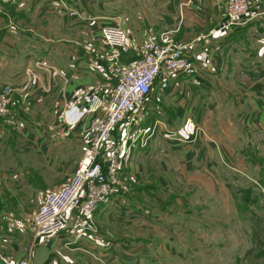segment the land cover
<instances>
[{
    "label": "crops",
    "instance_id": "obj_1",
    "mask_svg": "<svg viewBox=\"0 0 264 264\" xmlns=\"http://www.w3.org/2000/svg\"><path fill=\"white\" fill-rule=\"evenodd\" d=\"M207 1L208 11L206 14L201 11L204 15L195 12L196 8L190 9V3L198 0H153L150 3L148 0H68V7L58 0L17 2L0 0V57L10 52L12 61L10 70L0 62V80L4 75L9 74L12 82L9 81L11 83L6 85L21 84L22 86L16 87L19 90L18 95L21 94L22 97L14 96L12 116L0 120V139L16 133L20 136L19 141L27 147L33 148L37 142L38 148L45 144L43 147L45 149L46 146L49 152L51 150L55 152L60 148L59 144L62 141L55 137L56 133L37 136L38 140H36L34 127L28 122L27 124L22 122L23 119L20 118L22 113L29 112V109L25 108V102L31 103L33 110L42 104L44 106L45 102L52 103L55 108L58 104L62 107L69 101L86 103L92 93L91 83L93 81L94 84L98 83L102 75L99 74L102 64L98 57L101 48L96 49L91 44L93 40H102L101 29L107 25L121 26L127 33V43L121 54L123 60L129 61L144 56L153 42L171 40L182 46V52L191 61L187 71L177 73L170 79V88L164 91L163 96L154 98V109L161 111L156 125H152L153 122H149L150 120L143 123L146 130H148L146 126L152 125V129L156 128L155 132L162 134L164 121L169 126H174V130L180 133V136L166 139L160 135L159 140L155 136L157 142L138 148L139 159L137 160L132 154L134 155L132 160L136 159V161L125 165L127 173L125 187L111 194L107 202L96 211L91 221L88 220L85 224L69 222V227L64 233L55 238L53 236L40 240H35L30 227H24L23 223H19V227L28 230L22 235L28 236L29 239L26 241L19 238L16 240L19 242L6 244L4 249L13 258L23 257L29 249L30 251L35 249L34 264H131V259L138 262L146 256V253L135 252L137 255L133 258L125 256L128 244L126 241H137L136 247L139 248L136 250H148L151 244L154 248V244L151 241L147 244V241L157 240L158 243L161 237L166 239L170 236L167 232L164 234V229L161 230L156 225L162 224L163 214H166L163 207L159 208L152 202L160 199L161 194L137 188L143 184V180L144 183L146 182V175L143 173L146 169L145 159L159 158L162 170L157 175V180L163 191L169 186L170 181L180 180L174 171L176 173L180 171L184 178L191 180L195 185V175L198 174L195 173L199 171L206 175V162L215 163L212 161L213 158H210V148L206 140L202 136L195 141H191V138L195 130L201 127V123L206 130V122L210 115L201 104L205 100L207 81L213 78L219 79L223 69L227 71L225 77L229 76L233 59L232 51L238 35L237 32L217 30L224 18V1L212 0L213 6L210 4L211 0L208 3ZM258 21L264 24V10L261 11L260 7L254 9L252 17L246 24L251 25ZM52 22L55 24V30ZM70 22L77 23L75 26L79 27V37L91 40L87 47H81L82 49L79 50L78 47H60L57 43L52 45L53 36L62 35L61 27L65 29ZM238 27L242 28L240 31L244 30L242 25ZM262 48L261 53L257 49L258 56L263 54ZM56 50L61 56L58 59L61 60L56 59L54 54ZM40 63L47 67H41ZM27 68L33 69L34 74L27 75ZM240 71L243 72L241 69ZM262 73L257 74L255 68L248 72H237L238 75L250 78V81L245 80L249 88L246 94L250 95L249 106L254 113L246 114L244 120L248 127H259L260 124L264 129V74ZM165 119H168V122ZM82 127L81 125L70 129L68 137L77 140L83 150L85 139ZM42 131L46 130L41 129ZM54 155L55 164L66 163V160H61L59 153L55 152ZM3 173L0 177L2 208L4 206L1 201L4 196H1L6 193ZM57 187L59 186H55ZM141 188H145V185L143 184ZM193 188L196 189L194 186ZM5 189H9V186ZM40 191L45 197L46 194L51 193L52 188ZM91 226H95L97 230H90ZM134 231L137 232L138 238L133 237ZM3 234L10 235L6 231H3ZM143 243L144 246H141Z\"/></svg>",
    "mask_w": 264,
    "mask_h": 264
},
{
    "label": "rangeland",
    "instance_id": "obj_2",
    "mask_svg": "<svg viewBox=\"0 0 264 264\" xmlns=\"http://www.w3.org/2000/svg\"><path fill=\"white\" fill-rule=\"evenodd\" d=\"M151 1L153 0H148L149 3ZM204 1L198 0V2L190 3V9L196 8L198 11L194 10L195 12L203 11L206 14L208 6H206V0ZM221 1H224V21L226 0ZM60 2L68 7V0ZM261 2L262 11L264 10V0ZM210 4L212 5V0ZM252 12L241 24L227 31L237 32L238 35L232 51L233 59L232 64H230L229 76L225 77L227 71L223 69L219 79L213 78L207 81L205 100L201 104L210 116L206 122V130L201 123L200 126L204 131L199 134L198 138L202 136L206 140L210 148V158H213L212 161L215 163L206 162V175L199 171L195 173H198L197 175L194 174L196 177L195 185L191 180L184 178L180 171L179 173L174 171L180 180L170 181L169 186H166L165 191H163L157 180V175L162 170L160 169L159 158L156 160L153 158L145 159L144 166L146 169L143 173L146 175V182L144 183V180L142 182L145 188H141L143 185L141 184V186H137V189L152 190L161 194L160 199L152 202L159 208L163 207L162 209L166 214H163L162 224L156 225L161 230L164 229V234L169 233L171 237L167 236L166 239L161 237L163 243L161 241L157 243V240L147 241V244L151 242L154 244V248L151 244L148 250H136L139 248L136 247L137 241H126L128 244L125 250L127 253H124L125 256L133 258L140 252L146 253L147 256L141 255L143 258L138 262L131 259V264H264V129L260 124L259 127H248L244 120L246 114L253 112L249 106L250 95L246 94L249 88H247L248 83L245 80L250 81V78L237 74V72H248L252 68L256 69L257 74L264 71V50H262L263 54L257 55V49L261 53V48L264 47V32H262L264 31V24L262 21L254 22L251 25L250 23L246 24L252 17ZM52 25L55 30L53 22ZM75 25L77 23L71 24L70 22L65 29L61 27L60 34L62 35L53 36L52 45L57 43L60 47H78L79 50L82 49L81 47H87L91 40L88 41L86 38L79 37L80 30ZM241 25L244 27L242 31H240L242 28L238 27ZM101 38L103 41L93 40L91 44L96 49L101 48L98 57L102 64L101 70H99V74L102 75L98 83L94 84L93 81L91 86L93 88L92 93L97 92L104 97H109L115 86L109 67L116 62V58L103 37ZM59 40L61 42H58ZM173 42L177 43L176 41ZM54 54L57 60H61L58 59L61 56L57 50ZM95 57L94 55L93 58L95 59ZM129 61L123 60L121 57L118 60L122 63ZM0 62H3V65H6L7 69L10 70L12 65L10 52L3 54L0 57ZM0 81L1 92L6 83L12 82V78L7 74ZM19 86L21 84L13 85L14 95L9 110L0 117V120L12 116L11 109L15 105L14 96L19 93L17 88L22 87ZM169 88L170 86L165 90L154 89L153 95L144 107H141L134 114L137 122H133L131 130H128L127 127L132 115L123 120L114 133L113 139L121 142L124 132L128 130L132 137L131 142L137 143L138 139L146 140L148 138V142L150 141L148 145L150 146L155 141L157 142L155 136L159 140L160 135L164 137L165 130H174V126H169L164 121L162 134L155 132L156 128H151L152 125H156L158 116L161 115V111L154 109L153 100L154 98H161L164 91ZM18 96L22 97L21 94ZM70 102L73 101L68 103ZM20 104L22 105L23 102ZM30 104L25 102V108L29 109V112L22 113L20 117L21 120L23 119L22 122L25 124L28 122L34 127L36 140H38L37 136L56 133L55 137L57 136L62 143L59 144L60 148L55 152L59 153L61 160H66V163L63 165L55 164L53 160L54 150L49 152L46 146L44 149L45 144L38 148L37 142L33 148L27 147L19 141L20 136L16 133H11L10 136L8 134L0 139V177L4 172L3 186L7 193V195L4 193L1 196H4L1 201L4 210L0 206L2 209L0 211V241H2V243L0 242V249L10 257L12 256L4 249L6 244L14 241L19 242L16 241L19 238L26 241L29 239L28 236L22 235L26 234L28 230L22 226L19 227V223H23L24 227L29 228V221L49 195L46 194L44 197L40 190L52 188L51 192H54L69 183L83 155L81 144L68 137L71 132L70 129L74 127H65L63 124L62 113L67 104L62 107L58 104L55 108L52 103L45 102L44 106L42 104L34 110ZM160 118L162 119V117ZM147 120L153 122L151 126H146V128L152 129L151 131L146 130L143 126ZM165 120L168 122V119ZM41 129L46 131L41 132ZM152 131L153 133H151ZM176 134L180 136V133ZM83 137L86 139L84 134ZM134 138L135 141H133ZM185 138L187 139V137ZM123 157L122 159L126 161L127 165L136 161V159L132 160L133 156L124 155ZM139 157L140 155L135 158L138 160ZM123 171V175L127 177L125 166ZM143 173L140 175L143 176ZM7 186L10 190L5 189ZM55 186L59 187L55 188ZM191 190L194 191L190 192ZM24 195L26 196L24 197ZM3 231L10 235L3 234ZM136 231L133 233L134 238L139 237L136 235ZM26 241L25 244H27ZM140 243L142 242L140 241ZM141 246H144V243ZM34 250L30 251L29 249L23 257L12 258L20 260L32 256L33 260Z\"/></svg>",
    "mask_w": 264,
    "mask_h": 264
},
{
    "label": "built area",
    "instance_id": "obj_3",
    "mask_svg": "<svg viewBox=\"0 0 264 264\" xmlns=\"http://www.w3.org/2000/svg\"><path fill=\"white\" fill-rule=\"evenodd\" d=\"M261 1L226 0L225 19L217 30L226 32L241 24L250 16L253 8L260 7ZM101 34L116 58V62L109 67L115 86L109 97L93 92L86 103L73 101L64 108L62 120L65 127L83 126L86 138L83 155L69 183L51 192L29 221L35 240L60 234L69 227V222L85 224L91 221L109 196L125 187L127 177L123 175V167L126 161L123 156H138V148L149 143L148 138L138 139L137 143L130 141L132 137L128 130H131L133 122H137L134 114L144 107L154 89H167L170 79L177 73L187 71L191 65L182 47L171 40L153 42L144 56L127 63L118 62L127 43L126 31L118 25H107L102 28ZM40 66L47 67L43 63ZM34 72L31 68L27 69V74ZM13 95L14 89L10 84L1 90L0 117L9 110ZM130 115L128 130L124 132L122 141L117 142L113 135ZM203 131L198 127L191 141L197 140ZM163 135L166 139L177 138L174 130L167 129ZM90 230L97 229L91 226ZM31 257L15 260L0 249V264H33Z\"/></svg>",
    "mask_w": 264,
    "mask_h": 264
}]
</instances>
